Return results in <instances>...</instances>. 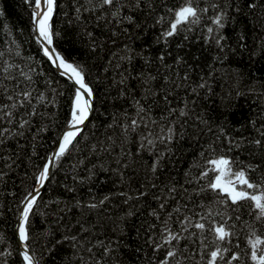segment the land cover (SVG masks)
<instances>
[{
    "label": "snow or ice",
    "instance_id": "obj_1",
    "mask_svg": "<svg viewBox=\"0 0 264 264\" xmlns=\"http://www.w3.org/2000/svg\"><path fill=\"white\" fill-rule=\"evenodd\" d=\"M22 3L35 52L0 10V264H264V0Z\"/></svg>",
    "mask_w": 264,
    "mask_h": 264
},
{
    "label": "trees",
    "instance_id": "obj_2",
    "mask_svg": "<svg viewBox=\"0 0 264 264\" xmlns=\"http://www.w3.org/2000/svg\"><path fill=\"white\" fill-rule=\"evenodd\" d=\"M63 6V5H61ZM0 10H3L5 13V18L2 20V24H7L13 27L17 34L19 33V30H24V37L23 39L26 41L24 44L25 50L35 52V45L28 43V35H27V27H28V12L26 10V6L22 3V0H0ZM64 28L67 29V24L64 25ZM69 31V37L68 39H65L59 43L60 49L63 51V53L68 57H74L77 60H87L89 66H92L94 63L99 62V57L93 58L92 56L86 55V49L85 46L81 41H78L75 39L74 35V29L68 30ZM230 31V30H229ZM139 34L138 29H130L129 33L124 34L121 33L118 37H115L116 44L123 47V42H127L128 44H131L133 47H137L145 42V40L150 41L151 40V34H149L146 37H142L140 39L137 38ZM5 39L3 36V29L0 28V40ZM106 47H114L110 42L106 43ZM153 51H155V48H153ZM195 51V48L193 49ZM244 61L243 63L246 65L247 62V53L244 54ZM256 68L264 70V61L257 60L256 62ZM43 68L45 71H49V67L47 64L43 65ZM93 71H95V68H92ZM50 75L56 77L57 74L52 71L49 73ZM219 90V89H218ZM67 95V92H66ZM258 103V102H257ZM240 104L244 105V107L238 108L237 110V119H243V117H246L250 114L249 107L252 109H255L256 105L252 102L251 99L248 101L241 100ZM63 113H60V118L62 119ZM48 148V145H45L44 148L39 149L41 153L46 151ZM244 157L241 156V159ZM65 167H68V165H65ZM177 168L183 167V160L177 161L176 164ZM20 175L17 177H14L15 182L19 184L20 179L23 178V172L24 168L23 166L20 167L18 170ZM63 178V172H61L60 176L57 177L58 180H61ZM12 181H9V184H11ZM57 192L62 193V189H57ZM45 196H47V193H45ZM3 203L5 205V208L8 207H14V204L12 201L8 198L3 199ZM15 223V216L12 212H5V215L3 217H0V230L3 231V233L6 235L7 239L11 242L12 247L15 248V238L13 236V225ZM37 227L39 228L40 225L38 224ZM125 256H127V253H125ZM57 261L60 259L59 256L56 257ZM9 264H15V262L10 258ZM48 264H51V261H48Z\"/></svg>",
    "mask_w": 264,
    "mask_h": 264
}]
</instances>
